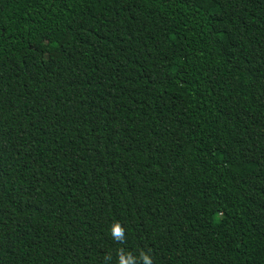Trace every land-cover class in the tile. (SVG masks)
<instances>
[{
    "label": "trees",
    "instance_id": "trees-1",
    "mask_svg": "<svg viewBox=\"0 0 264 264\" xmlns=\"http://www.w3.org/2000/svg\"><path fill=\"white\" fill-rule=\"evenodd\" d=\"M145 256L264 264V0H0V264Z\"/></svg>",
    "mask_w": 264,
    "mask_h": 264
},
{
    "label": "clouds",
    "instance_id": "clouds-1",
    "mask_svg": "<svg viewBox=\"0 0 264 264\" xmlns=\"http://www.w3.org/2000/svg\"><path fill=\"white\" fill-rule=\"evenodd\" d=\"M114 234L116 237H121L123 235V230L118 224L114 228ZM144 259H145V264H151V260L147 256H145Z\"/></svg>",
    "mask_w": 264,
    "mask_h": 264
}]
</instances>
